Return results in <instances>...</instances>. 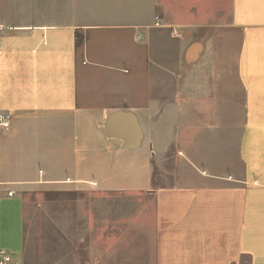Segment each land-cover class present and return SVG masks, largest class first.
Masks as SVG:
<instances>
[{"label":"crops","instance_id":"crops-1","mask_svg":"<svg viewBox=\"0 0 264 264\" xmlns=\"http://www.w3.org/2000/svg\"><path fill=\"white\" fill-rule=\"evenodd\" d=\"M0 113L14 264H264V0H0Z\"/></svg>","mask_w":264,"mask_h":264},{"label":"rangeland","instance_id":"rangeland-1","mask_svg":"<svg viewBox=\"0 0 264 264\" xmlns=\"http://www.w3.org/2000/svg\"><path fill=\"white\" fill-rule=\"evenodd\" d=\"M47 200H50L51 204L50 207L47 205L45 209L41 207V204L37 210V221L38 224L35 225V235L38 237L39 245L43 239H50L54 243L57 240L56 237L61 235V231L57 228L58 220H63L66 222H71L72 225L69 227L72 229V233H84L83 230L81 231L83 226V222L80 220H76L73 216H75L74 212V205L79 200V197H84V195L80 194H53L47 195ZM54 219L53 224L51 225V220ZM37 223V222H36ZM51 243V242H49ZM48 244V243H47ZM85 244V243H83ZM49 245V244H48ZM41 247V246H40ZM84 247V246H83ZM83 254L85 253L84 250L82 251Z\"/></svg>","mask_w":264,"mask_h":264},{"label":"built area","instance_id":"built-area-1","mask_svg":"<svg viewBox=\"0 0 264 264\" xmlns=\"http://www.w3.org/2000/svg\"><path fill=\"white\" fill-rule=\"evenodd\" d=\"M155 24L157 26L161 25V18L159 16L155 17ZM173 33L177 36H180V32L173 28ZM11 124L10 114L0 113V127L8 130ZM9 195H12V192H9ZM0 264H14L13 257L5 250L0 249Z\"/></svg>","mask_w":264,"mask_h":264}]
</instances>
